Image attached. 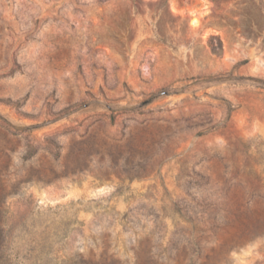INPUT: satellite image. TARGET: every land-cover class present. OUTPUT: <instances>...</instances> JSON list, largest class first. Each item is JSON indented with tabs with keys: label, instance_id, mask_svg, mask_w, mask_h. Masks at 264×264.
I'll use <instances>...</instances> for the list:
<instances>
[{
	"label": "rangeland",
	"instance_id": "374dc122",
	"mask_svg": "<svg viewBox=\"0 0 264 264\" xmlns=\"http://www.w3.org/2000/svg\"><path fill=\"white\" fill-rule=\"evenodd\" d=\"M0 264H264V0H0Z\"/></svg>",
	"mask_w": 264,
	"mask_h": 264
}]
</instances>
